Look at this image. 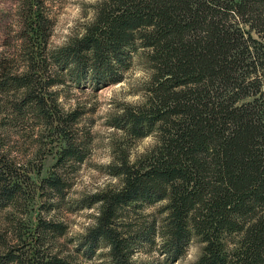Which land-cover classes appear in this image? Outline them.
<instances>
[{"label":"trees","instance_id":"16d2710c","mask_svg":"<svg viewBox=\"0 0 264 264\" xmlns=\"http://www.w3.org/2000/svg\"><path fill=\"white\" fill-rule=\"evenodd\" d=\"M44 1L21 0L18 45L0 54V112L9 117L0 123V210H15L23 193L1 144L14 121L30 118L36 131L58 134L56 170L41 184L62 198L68 183L57 170L83 163L87 152L73 137L78 113H62L49 91L65 77L120 83L131 53L143 49L153 71L145 99L109 125L156 141L136 164L124 156L107 167L119 188L79 202L97 213L76 257L105 249V264H140L135 256L158 237L173 264L195 236L204 244L195 264H264V44L253 35L264 32V0H97L82 34L54 51ZM161 202V224L137 221ZM6 220L0 264H86L55 251L63 224L44 221L25 236L14 217Z\"/></svg>","mask_w":264,"mask_h":264},{"label":"rangeland","instance_id":"374dc122","mask_svg":"<svg viewBox=\"0 0 264 264\" xmlns=\"http://www.w3.org/2000/svg\"><path fill=\"white\" fill-rule=\"evenodd\" d=\"M96 2L97 0H45L44 9L51 20L47 51L65 46L82 34L84 26L93 16ZM20 5L21 0H0V54H10L18 45L17 15ZM242 27L248 30V27ZM259 30L261 29H254L253 35L264 44V32L258 33ZM131 57L130 68L124 73L120 83L92 85L88 77L80 82L75 78L65 77L62 85L49 91L55 95L62 113H78L77 121L72 124L73 137L77 143L86 144L87 152L83 163L76 166L63 165L61 171L57 170L68 183L62 198L47 196V191L41 184L44 178L56 170L61 145L58 134L52 130L43 129L41 133L36 131L37 124L30 118L25 120L24 125L20 121H14L15 127H11L1 144L8 159L15 163L16 177L13 181L19 184L23 193L15 210L9 206L0 210V231L10 232L6 220L10 217H14L17 224L20 223L22 235L27 230L33 231L44 221L63 224L65 233L56 237L52 243L55 251H60L62 257L72 256V260L77 258L75 260L86 264H105V249L99 250L88 261L76 257V247L93 224L97 213V207L81 208L79 202L93 194L119 188L118 178L109 175L107 167L119 162L124 156L129 163L136 164L156 141L154 134L142 140L129 139L109 125L111 119L121 115L123 109L137 107L145 99L142 89L153 73L148 63L147 51L138 49L136 53H131ZM3 115L4 111L0 112V123L9 119L8 115ZM38 134H43L41 143L36 142ZM165 206L166 202H161L143 208L136 216L137 221L149 224L156 220L157 224H161L166 216L162 212ZM154 240L155 245L140 249L135 256L136 262L168 264L159 252V238L155 237ZM203 248L204 244L192 236L184 255L173 264H195L201 257Z\"/></svg>","mask_w":264,"mask_h":264}]
</instances>
